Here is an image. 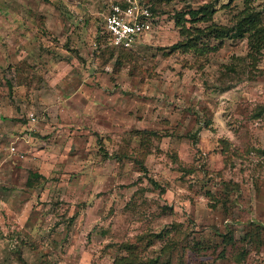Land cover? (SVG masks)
Masks as SVG:
<instances>
[{"label":"rangeland","instance_id":"obj_1","mask_svg":"<svg viewBox=\"0 0 264 264\" xmlns=\"http://www.w3.org/2000/svg\"><path fill=\"white\" fill-rule=\"evenodd\" d=\"M114 1L0 0V264H264V0Z\"/></svg>","mask_w":264,"mask_h":264},{"label":"built area","instance_id":"obj_2","mask_svg":"<svg viewBox=\"0 0 264 264\" xmlns=\"http://www.w3.org/2000/svg\"><path fill=\"white\" fill-rule=\"evenodd\" d=\"M144 0H118L111 2L103 14V23L110 44L120 50L132 49L142 36L152 30V13ZM32 122L37 120L31 114Z\"/></svg>","mask_w":264,"mask_h":264},{"label":"trees","instance_id":"obj_3","mask_svg":"<svg viewBox=\"0 0 264 264\" xmlns=\"http://www.w3.org/2000/svg\"><path fill=\"white\" fill-rule=\"evenodd\" d=\"M189 14L191 15L192 17V20H195L197 19L198 15H199V10H190Z\"/></svg>","mask_w":264,"mask_h":264}]
</instances>
